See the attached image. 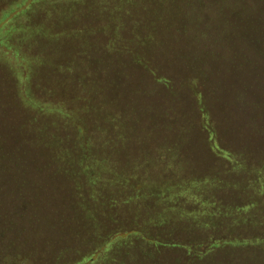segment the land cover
<instances>
[{
  "label": "trees",
  "instance_id": "obj_1",
  "mask_svg": "<svg viewBox=\"0 0 264 264\" xmlns=\"http://www.w3.org/2000/svg\"><path fill=\"white\" fill-rule=\"evenodd\" d=\"M57 1L0 0V80L6 81L8 76L9 79L12 78L8 84L14 85L11 101L28 108L31 119L37 123L34 125L29 117L26 122L22 116L7 120V129H2L0 133V162L6 157H17L24 159L27 164L26 159L35 149L50 158L55 171L48 176L71 179L69 183L66 180L61 182L62 185L66 183L67 191L61 195L58 209L64 206L73 209L63 212V215L67 214L64 222L53 219L44 224L38 218L39 210L31 212V219L27 216L28 212L22 210L17 218L18 222L24 218L22 226L25 223L29 225L27 228L28 231L31 229L32 237L39 232L45 236L54 233L50 240L52 245L47 250L50 251L51 248L53 253L60 256L70 250L69 244L72 242L69 241H73L75 245L80 241L85 244L86 240L81 236V225L85 226V218L91 220L98 209L102 215L104 211L107 217L115 216V222L111 225L113 227L106 230L109 232L107 236L110 237L111 232H115L112 237L119 235L115 238L119 240L122 238L121 234L127 237L135 234L133 228L127 229L126 226V231H121L128 221L124 219L126 212H117L118 206L112 205L111 194L114 191L109 189L116 184L123 187L119 189L122 204L131 206L143 205L145 202H165L175 190L188 182L189 178L181 179L178 173L172 186L174 178L166 182L167 178H162L159 165L154 166L159 163L160 159L157 157L164 150L180 153L184 143L177 137L186 132L184 126L177 117H170L168 111L155 110L154 101L151 102L148 98L144 103L140 100L141 108L135 109V93L140 92V89L135 88L148 83V74L153 77L152 82L166 83L168 79L164 77L162 69L171 66L169 63L174 58V54H171L173 45L170 43L181 40L182 34L187 35L194 28L192 26L201 22L206 25L204 32L206 29L205 35L209 40L204 46H208L209 50L204 48V51L214 52L220 66L223 62L232 67L241 66L244 64L243 59L248 63L256 58L263 61L264 65V0H173L171 4L174 6H167L171 5L167 2L154 3L149 0H109L100 5L104 7L105 14L99 13L95 20H82L69 26L64 25V21L70 16L68 10L86 3L77 0ZM166 7L175 15L167 16L166 13L170 12L163 11ZM50 8L53 12H48ZM42 12L41 17H38L37 14ZM27 14H35V17L27 18ZM93 31L95 33L92 34ZM71 43L73 50L70 48ZM241 49L246 54L240 53ZM103 68L106 72L102 71ZM121 70L125 72L122 73ZM72 74L78 78V83L67 85L59 79L57 81V78L51 79L54 75L66 78ZM187 82L195 108L201 120H204L202 127L205 135L207 134V144L218 150L223 158L231 160L232 165L241 166L240 161L255 163L258 167L255 166L252 170L253 175L264 178V143L257 151L251 148L256 141L264 142V124L254 119L250 124L245 120L241 126L250 127L248 133L242 135L234 151L223 149L217 139V132L209 126V110L202 99L204 95L198 91L200 89L195 86L193 79H187ZM125 93L128 104L125 102L121 109L114 102L119 101V97ZM49 114L56 115L55 118L61 122L72 119V125L78 128L79 134L76 137L56 138L62 129H58L56 136L50 131L49 120L42 117ZM244 117L250 119L251 116L246 112ZM19 119H22V124ZM67 125L72 130L68 123ZM6 131H11L13 142L10 147L8 145L11 142H6L5 145L2 143ZM162 134L165 135L163 139ZM144 155L149 157L148 160L152 157V161H144ZM117 157L122 160L118 161ZM10 167L7 172H26V169L16 164L11 163ZM17 167L19 168L16 169ZM25 167L29 168L28 164ZM39 169L41 175L44 169ZM104 181H107L106 187ZM41 182L43 181L40 180V185ZM25 184L20 186L25 187ZM251 186L264 196L262 181L253 182ZM99 187L103 192H97ZM170 188L171 192L168 191ZM189 190L183 187L180 192L186 193ZM88 194L86 204L82 206L85 208L90 204L96 208H83L81 214L77 213L79 206H75L73 201H81ZM259 194L250 203H244V195L239 194V199L224 205L226 215L230 216L226 221L232 230L239 235H247L246 240L235 237L229 239V245H237L242 249L238 250L239 255L241 252L240 256L234 259L229 254L228 260L242 261L247 257L243 251L251 248L253 254L260 252L264 256V199L260 200ZM45 197L51 205L54 195L51 198L47 195ZM43 201L45 200L38 198L35 203ZM171 205L170 202L164 203L160 207L161 211L156 212L155 218L159 222L166 220L165 211ZM208 205L210 206L209 202ZM52 207L56 208L54 204L46 208ZM150 208L156 209V204ZM57 210H54V214L59 216L61 211L57 214ZM207 212L210 215H207L208 221L204 220V224L217 226L210 222L218 212L212 213L209 207ZM160 228L162 227H157L155 235L160 238L162 232L171 229L161 231ZM167 236L171 239L169 234ZM97 241L92 235L87 238L88 244L93 243L98 248L94 255L104 253L110 247L107 245L110 240L104 238L102 242ZM141 245L147 246L143 243ZM145 249L150 250L151 247L147 246ZM82 253L80 251L79 258ZM93 254H85L81 259L70 262L91 264L95 261ZM20 257L18 260L22 262L13 260L10 264H34L33 258L29 262L26 256ZM65 261L60 264H66Z\"/></svg>",
  "mask_w": 264,
  "mask_h": 264
},
{
  "label": "rangeland",
  "instance_id": "obj_2",
  "mask_svg": "<svg viewBox=\"0 0 264 264\" xmlns=\"http://www.w3.org/2000/svg\"><path fill=\"white\" fill-rule=\"evenodd\" d=\"M53 1L55 3L58 2L57 0ZM77 1L86 4L77 5L75 8L73 7L68 10L70 16L67 20L64 17L66 20L64 21L65 26H69L72 23L76 24V22L82 20H95L99 13L105 14L104 7L100 5L109 0ZM149 1L154 3H173V0ZM167 6L174 5L167 4ZM42 11L44 12L45 10ZM50 11L53 12V9L50 8L48 12ZM163 11L170 12L166 13L167 16L175 15L167 7ZM43 12L38 13V17H41L40 15ZM26 17L34 18L35 14L31 16L27 14ZM195 25L192 26L194 27L193 29L186 33L187 35L182 34L181 40H177L178 44L175 41L173 44L170 43L173 45L171 46L173 49L171 54H174V58L169 63L171 66H165L162 69V73H164V77H167L168 81L166 83L152 82L153 77L151 78V75L148 74L146 78H150L151 80L149 79L148 83L135 88L137 90L140 89V92L135 93L134 105V108H141L140 100L144 103L148 98L151 102L154 101L155 110H159L160 112L168 111L170 117L175 116L180 119L186 131L177 137L184 143L182 144V150L177 154L164 150L161 156L157 157L160 159L158 160L159 163H156L154 166L158 167L159 165L162 178H167L166 182L170 178H174L171 183L172 186L178 173H180L181 179L189 178L188 182L184 185L182 184L180 189L175 190L173 195L170 194L172 196L165 202H145L143 205L132 204L131 206L122 204L119 197L121 196L119 189L122 186L116 184L115 187L109 189L114 191L111 194L113 198L112 205L114 207L118 206L119 210L117 212H126L124 219L128 221L127 224L126 222L124 223L121 231H126V226L127 229L128 227L133 228L135 234L129 237L121 234L122 238H119V240L115 239L119 235L112 237L115 232H111L110 237L107 236L109 233L107 231L113 227L111 225L115 222V216L107 217L104 211L102 215L100 209H98L91 220L85 218V226L81 225L83 227V234L81 236L86 240L85 244L80 241L77 243L78 245H75L73 241H69L70 243L72 242L69 244L70 250L65 255L57 256L51 251V248L50 251L47 250V247L49 248L52 245L50 240L54 233L45 236L42 232H39L36 236L33 235L32 237L31 229L28 231L27 228L29 225L25 223L22 226L24 218L19 222L17 218L22 210L28 212L27 216L30 219L31 212L39 210L38 218H41L44 224L53 221V219H56L60 223L64 222L66 220L64 216L67 214L63 215V212L67 213L66 211H70V209L73 211V209L66 206L58 209V203H60L61 195L67 191L65 184L71 182V179L63 176H48L50 172L55 171L54 167L50 164L48 155H41L39 150L36 151L34 149L32 154L26 159L29 168L25 167L27 164L24 162V159L6 157L0 162V264H10L13 260L20 261L18 260L21 258L20 255L26 256L29 262L33 258L34 264H57V262L60 264L64 260H66V264H72L70 261L78 259L80 251L83 252L82 256H84L85 254H93L98 249L95 248L97 246H94L93 243H87V238L91 235L97 238V242H102L104 238L110 240L107 244L110 247L104 253L102 252L99 255L93 254L95 261L91 264H264L263 254L260 252L253 254L252 248L242 250L243 254L247 255L242 261L227 259L229 254H232L234 259L241 255V252L239 255L241 247L229 245V239L235 237L239 240H246L247 235L245 237V235H239L237 234L238 232L232 230L231 225L226 221V218L230 216L226 215V207L224 206L235 199H239V194L244 195V203H250V200H254L259 194V191L253 186L250 187V184L253 182L258 183V181L264 183V178H256L253 175L252 170H254L255 166L258 167L255 163L240 161L241 166L232 165L231 160L223 158L218 150L207 144V134L205 135L204 128L202 127L204 120H201L195 108L191 90L188 82L186 83L187 79L195 81V86L201 90L198 91L204 95L202 99L209 110L208 123L217 132L219 144L223 149L234 151L240 143L242 135L248 133L250 128L244 125L241 126L245 120H248L250 124L253 119L264 124L263 61L256 58L247 63L243 59L242 62L244 64L241 66L232 67L225 64V62L220 66V61L216 59L214 52L204 51L205 44L209 42L205 35L206 29L204 32L206 25L202 24V22ZM93 33L95 32L93 31ZM70 48L73 50L72 43L70 44ZM207 48H205L206 51L209 50ZM240 53H244L242 49ZM259 63L261 64L260 67ZM67 66H70L69 63H67ZM192 68L193 70L191 71ZM102 71L106 72V69L103 68ZM121 72L124 73L125 71L121 70ZM62 77L65 76L54 75L51 79L57 78V81L59 79V81L67 85L78 83V78L73 74L68 75L66 78ZM11 81L12 78L9 79V76L6 81L4 79L0 80V133L2 129H7V120L13 117L18 118L22 116L26 119V122L29 117V120L34 125H37L36 120L31 119L32 115L28 108L19 103L14 104L13 100L11 101V95L14 92V85L8 86ZM126 98L127 93L121 95L119 101L114 102V105H118L123 109L122 107L125 102L128 104ZM246 112L251 116L250 119L244 117L246 116ZM42 117L49 120L48 127H50V131L55 136L58 129H62L56 138L76 137L79 134L78 128L72 125L73 120L70 118L61 122L53 114ZM19 122L22 124V119H19ZM67 123L71 126L72 130L68 127ZM18 131L19 129H17ZM10 132L6 131L4 133L2 141V143L4 142L3 145L6 142H11L8 147L13 142ZM164 136L162 134L161 139ZM173 138L176 139L175 134H173ZM263 143L256 141L251 145V148L257 151V149L263 146ZM148 158L146 155L143 156V159H146L144 161L150 163L153 158L150 157L151 160H148ZM117 160L121 161L122 158L117 157ZM11 163L18 165L22 169H26V172L22 173V171L15 170L13 173L7 172V169L11 168ZM180 165L181 168H179ZM39 167H43L44 169L41 175ZM150 177L152 178V176ZM158 178L160 179L161 177ZM40 180L43 181L41 182L42 185L39 184ZM63 180H66V183L62 185L61 182H64ZM24 184L26 185L25 187L20 186ZM106 185L107 181H104V187ZM183 187L189 188V192H180ZM171 188L168 191L171 192ZM97 192H103V189L99 187ZM41 194L43 196H40ZM46 195L49 198L54 195L51 205L46 200ZM87 196L89 194L83 197L81 201H73L75 206H79L77 213L81 214V210L87 208H96L95 205L90 204H87L85 208L83 207L86 204L85 199ZM38 198L45 201L36 204L35 202ZM259 199H264L263 194H259ZM95 200L98 202L97 199ZM168 202L172 205L165 211L166 220L159 222L158 218H155L156 214L161 211V205ZM208 202L211 207L208 205ZM53 204L56 207L55 209L54 207L52 209L46 208L47 206H53ZM153 204H156V209L150 208ZM208 207L211 208L212 213L218 212L215 217L212 216L214 218L210 222L217 226H207L204 224V220H207V215H210L207 212ZM46 209H50V211H46ZM54 210H57V214L58 211H61L59 216L54 214ZM234 211L236 212L237 210L235 209ZM118 215L120 216V214ZM216 217L218 218L216 219ZM159 226L162 227L160 228L161 231L171 229L162 232V238L156 237L157 227ZM218 226L222 227L218 228ZM227 227L230 229H227ZM168 234L171 239L167 238ZM127 238L129 239L127 240ZM142 243L150 246L151 249L146 250L147 246L143 247Z\"/></svg>",
  "mask_w": 264,
  "mask_h": 264
}]
</instances>
